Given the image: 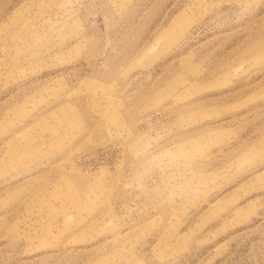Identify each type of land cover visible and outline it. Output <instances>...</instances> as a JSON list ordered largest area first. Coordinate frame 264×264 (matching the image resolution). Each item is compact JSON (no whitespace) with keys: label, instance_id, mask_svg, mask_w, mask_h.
<instances>
[{"label":"rangeland","instance_id":"374dc122","mask_svg":"<svg viewBox=\"0 0 264 264\" xmlns=\"http://www.w3.org/2000/svg\"><path fill=\"white\" fill-rule=\"evenodd\" d=\"M0 264H264V0H0Z\"/></svg>","mask_w":264,"mask_h":264}]
</instances>
